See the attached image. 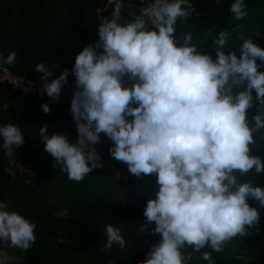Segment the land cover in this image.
<instances>
[{"label": "clouds", "instance_id": "1", "mask_svg": "<svg viewBox=\"0 0 264 264\" xmlns=\"http://www.w3.org/2000/svg\"><path fill=\"white\" fill-rule=\"evenodd\" d=\"M121 7L122 0H116L112 18L99 24V40L75 57L70 112L76 142L64 134L45 135V125L40 128L44 150L54 158V168L79 183L103 166L89 146L99 143L101 134L109 138L112 158L137 178L156 174L159 185L155 199L146 202L141 232L154 222L151 234L161 239L138 264H188L186 247L212 264L213 253L259 228V209L248 199L264 208V187L248 178L264 177V159L252 155L250 147L264 129V71H259L264 48L241 35V43L225 51L232 32L212 36L209 29L204 37L212 36L215 59L198 51L200 42L193 43L191 32L177 33L178 21L193 15L190 0H152L123 25L118 23ZM229 11L243 19L245 0H234ZM16 57L11 51L0 64L13 65ZM35 71L43 73L41 91L58 100L69 70L51 82L43 62ZM124 76L132 81L130 87L123 85ZM254 104L257 113L249 118ZM41 107L50 111L46 103ZM0 139L4 154L12 158L14 147L24 144V133L6 123L0 125ZM36 228L0 201V243L27 251L36 241ZM105 232L106 250L113 244L125 248L118 227L108 223Z\"/></svg>", "mask_w": 264, "mask_h": 264}, {"label": "trees", "instance_id": "2", "mask_svg": "<svg viewBox=\"0 0 264 264\" xmlns=\"http://www.w3.org/2000/svg\"><path fill=\"white\" fill-rule=\"evenodd\" d=\"M110 2L116 0H0V57L15 51L16 63L5 65L25 77H37L35 66L43 62L51 72L50 79L68 69L67 78L75 80L71 71L75 57L83 47L99 40L100 11ZM190 2L193 15L178 21L177 33L191 32L193 43L200 42L198 51L215 59L212 36L224 29L232 32L225 51L238 46L241 35L252 36L254 43L264 48V0H245L247 15L241 20L234 19L229 11L234 0ZM151 3L122 0L123 5H136L139 15ZM121 14L133 20L122 10ZM209 29L212 36L205 38ZM259 71H264V66ZM70 102L46 103L50 111L45 113L41 107L44 101L22 96L0 82V125L15 123L24 133V144L14 147L12 158L0 147V201L37 225L36 241L27 251L0 243V264H138L161 239L159 234H151L154 222L141 232L146 202L155 198L136 188V184L155 181L156 174L132 175L125 163L110 155L113 142L109 138L101 135L99 143L89 146L95 148L103 166L79 183L69 181L65 173L52 166L55 161L44 150L40 128L46 125L45 135L64 134L73 142L77 132ZM248 113L249 118L257 113L255 104ZM256 139L257 143L250 146L251 154L264 159V129ZM248 178L264 187V177L253 174ZM247 202L259 209V228L231 241L221 253H213L212 264H264V208L254 199ZM108 223L120 229L126 238L125 248L113 244L110 250L105 249ZM184 251L190 254L188 264H209L201 253L188 247Z\"/></svg>", "mask_w": 264, "mask_h": 264}, {"label": "built area", "instance_id": "3", "mask_svg": "<svg viewBox=\"0 0 264 264\" xmlns=\"http://www.w3.org/2000/svg\"><path fill=\"white\" fill-rule=\"evenodd\" d=\"M123 5V4H122ZM129 5L134 10L138 16L139 13L136 10V5L133 4H125ZM134 16V19L135 17ZM103 19V18H102ZM47 70L49 68L46 66ZM43 76V73H39L35 78L25 77L15 71L9 69L5 64H0V82H4L10 86L11 89L15 90L22 96H29L36 101H44L45 103H52L62 99H72L73 92L76 89L75 80L72 78H67V82L62 85L61 93L59 99L53 101L51 98L47 96L46 93L41 91L43 83L45 81L41 80L40 77ZM47 82H51L52 79L49 77L46 78ZM2 106L4 107L5 104L3 103ZM77 134L74 137L73 142H76Z\"/></svg>", "mask_w": 264, "mask_h": 264}, {"label": "water", "instance_id": "4", "mask_svg": "<svg viewBox=\"0 0 264 264\" xmlns=\"http://www.w3.org/2000/svg\"><path fill=\"white\" fill-rule=\"evenodd\" d=\"M115 8V3L114 2H110L108 4V6L104 9H102L100 11V16L102 18H107V19H111L112 18V13L114 11ZM129 20H127L121 13H120V18L118 20V23H120L121 25L125 24L126 22H128ZM150 26V21L147 20V18H145V28L147 29ZM98 51H102V49H99ZM122 83L124 86H131V80H129V78L127 76H124L122 78Z\"/></svg>", "mask_w": 264, "mask_h": 264}, {"label": "rangeland", "instance_id": "5", "mask_svg": "<svg viewBox=\"0 0 264 264\" xmlns=\"http://www.w3.org/2000/svg\"><path fill=\"white\" fill-rule=\"evenodd\" d=\"M121 10L124 11L125 13H127L128 15H130L133 18V20H134V16L137 15V13L135 11H133L134 7L132 8L129 5H122ZM101 135H103V134H101ZM158 187L159 186H158L156 180L152 181V182H149L147 185H145V183L136 184V188L137 189H143L145 194L148 195L149 197H152V198H155V193L158 190ZM186 254H188V252Z\"/></svg>", "mask_w": 264, "mask_h": 264}]
</instances>
